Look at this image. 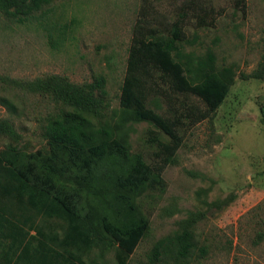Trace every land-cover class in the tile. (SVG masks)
<instances>
[{
  "label": "rangeland",
  "instance_id": "obj_1",
  "mask_svg": "<svg viewBox=\"0 0 264 264\" xmlns=\"http://www.w3.org/2000/svg\"><path fill=\"white\" fill-rule=\"evenodd\" d=\"M34 15L24 24L0 15V121L14 132L0 134V151L12 144L47 156L45 128L57 109L24 89L26 82L47 75L78 85L103 78L99 120L117 127L130 155L159 163L169 137L149 123L122 119L119 97L135 27L162 32L180 21L186 39L196 41L181 50L213 51L217 69H232L233 84L205 120L198 99L167 86L157 90L158 112L175 121L181 145L162 174L164 187L135 198L149 229L130 264H146L153 244L184 226L207 251L193 264H264V0H51ZM2 99L15 105L14 113ZM69 177L61 175L60 185L75 188ZM90 189L80 194L93 203ZM104 258L114 263L113 251Z\"/></svg>",
  "mask_w": 264,
  "mask_h": 264
},
{
  "label": "trees",
  "instance_id": "obj_2",
  "mask_svg": "<svg viewBox=\"0 0 264 264\" xmlns=\"http://www.w3.org/2000/svg\"><path fill=\"white\" fill-rule=\"evenodd\" d=\"M50 1L0 0V15L24 24ZM195 42L186 39L180 21L162 32L144 25L134 30L119 105L122 119L149 123L169 137L156 165L130 155L117 127L99 120L106 95L103 78L78 85L47 75L23 85L53 102L57 111L45 128V159L12 144L0 151V264H130L149 229L135 198L164 187L162 174L181 145L175 121L158 112L157 90L167 86L198 99L205 106L199 119L205 120L224 103L233 84L232 69H217L213 51L196 56L181 50L183 43ZM1 102L15 112L10 100ZM261 117L264 121V107ZM6 133L14 135L12 124L1 120L0 134ZM61 175L70 176L76 187L60 185ZM88 188H95L90 189L93 203L80 194ZM94 249L103 253L92 257ZM110 250L114 263L104 258ZM206 254L184 226L157 240L146 264H193Z\"/></svg>",
  "mask_w": 264,
  "mask_h": 264
}]
</instances>
